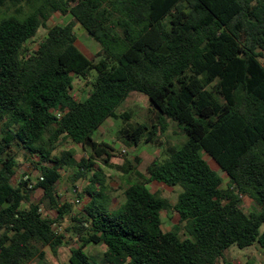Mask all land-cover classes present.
<instances>
[{"label": "trees", "instance_id": "1", "mask_svg": "<svg viewBox=\"0 0 264 264\" xmlns=\"http://www.w3.org/2000/svg\"><path fill=\"white\" fill-rule=\"evenodd\" d=\"M56 13L72 21L29 52ZM77 24L100 47L92 60L76 47ZM91 76L76 100L73 81ZM131 93L147 97L157 118L150 129L120 130L125 146L163 137L168 122L185 141L144 175L126 162L124 202L110 211L103 168L116 151L93 136L108 119L127 120L117 110ZM67 140L84 152L78 162L72 150L56 154ZM13 146L36 159L30 188L12 183ZM69 166L89 201L60 234L54 226L72 211L56 185ZM153 183L181 189L174 206L149 191ZM242 198L256 211L246 215ZM162 212L185 224L183 239L162 232ZM67 237L69 264H90L89 246L105 248L104 264H216L232 247L256 245L264 256V0H0V264H42L44 249L56 254Z\"/></svg>", "mask_w": 264, "mask_h": 264}, {"label": "rangeland", "instance_id": "2", "mask_svg": "<svg viewBox=\"0 0 264 264\" xmlns=\"http://www.w3.org/2000/svg\"><path fill=\"white\" fill-rule=\"evenodd\" d=\"M26 10V8H25ZM15 9L13 7H5L2 12L13 13ZM70 16H61L60 14H53L44 28H40L37 35L26 44V48L29 52H34L37 45L41 40L46 37L48 29L53 26H63L71 22ZM74 34L76 36V47L78 50L89 60H92L96 52L99 50V45L93 41L84 29L80 25H76L74 28ZM94 79L91 76L89 81H82L75 79L73 81V90L71 91L73 97L76 100H83L87 91L90 89V83ZM118 114H126L127 120H107L93 136L96 142H104L112 146L116 153L115 157L111 160V166L103 168V176L108 188L110 189L109 196L111 197V203L109 205L110 211H117L119 206L124 202L123 189L126 185H122L121 176L123 175L121 167L130 162L132 165H136L137 171L142 175L145 174L146 167L154 159H164L172 151H175L181 147L185 141V136L177 125L168 122L167 130L163 137L153 140L152 143H141L138 147H127L122 143L119 131L122 129H131L138 124H144L148 129L151 128L152 123L156 122V111L150 107L147 97L137 93H131L128 99L118 108ZM146 137V135L144 136ZM72 150L74 152V159L78 160L85 154L80 146L74 145L71 141L67 140L58 147L56 154L61 151ZM123 150L125 154L122 153ZM17 161L15 167L16 176L12 183L17 185L20 180H29V188L36 183L39 175L34 167L36 159L30 158L19 147L13 146L11 154ZM203 159L207 162L210 168L217 172L223 180L222 188L227 183V178L224 174L220 173L216 165L207 156L203 155ZM74 166L65 167L61 171V179L56 185V190L60 196V204H68L71 207V213L64 216L63 221L60 223V227L54 226L55 230L64 234V230L70 226L71 218L81 212L82 207L87 203L88 198L82 192L85 189L86 182L81 181L76 184H72V174L75 172ZM73 186L76 188L74 189ZM151 193H158L163 199L174 206L177 197L181 192L179 187H167L160 184H149L147 186ZM40 198V192H34L31 195V201L37 203ZM240 209L249 215L251 212L256 211L254 204L246 199L242 198L240 202ZM41 211L44 217L49 219L54 218L53 212L48 208V203L44 202L41 205ZM161 230L164 233L175 232L183 239L187 233L184 229L185 224L179 222L178 216L173 212L161 213ZM75 247V243L67 237V245L59 248L56 254H52L48 248L44 249L45 259L42 264H69L70 249ZM105 248L103 246H89L86 248L85 253L90 258V264H104L102 255ZM250 260L255 264H264V256L262 255L259 247L253 246L246 250H238L235 247L230 248L225 252L223 259L217 261L216 264H243L245 261ZM29 264H38L37 261H33Z\"/></svg>", "mask_w": 264, "mask_h": 264}, {"label": "built area", "instance_id": "3", "mask_svg": "<svg viewBox=\"0 0 264 264\" xmlns=\"http://www.w3.org/2000/svg\"><path fill=\"white\" fill-rule=\"evenodd\" d=\"M60 116H61V114H56V117L57 118H60ZM122 153H124L125 154V151L123 150V152Z\"/></svg>", "mask_w": 264, "mask_h": 264}, {"label": "crops", "instance_id": "4", "mask_svg": "<svg viewBox=\"0 0 264 264\" xmlns=\"http://www.w3.org/2000/svg\"><path fill=\"white\" fill-rule=\"evenodd\" d=\"M108 120H109V119H108ZM105 122H106V121H105ZM88 201H89V199H88ZM88 201H87V202H88ZM86 204H87V203H86ZM70 223H71V222H70ZM62 247H64V246H62ZM62 247H61V248H62ZM44 253H45V252H44Z\"/></svg>", "mask_w": 264, "mask_h": 264}]
</instances>
